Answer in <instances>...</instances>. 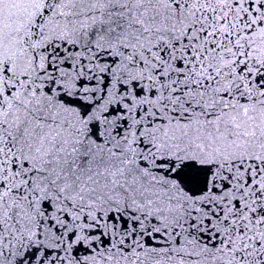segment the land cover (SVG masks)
Listing matches in <instances>:
<instances>
[{"label":"snow or ice","instance_id":"1","mask_svg":"<svg viewBox=\"0 0 264 264\" xmlns=\"http://www.w3.org/2000/svg\"><path fill=\"white\" fill-rule=\"evenodd\" d=\"M0 264H264V0H0Z\"/></svg>","mask_w":264,"mask_h":264}]
</instances>
